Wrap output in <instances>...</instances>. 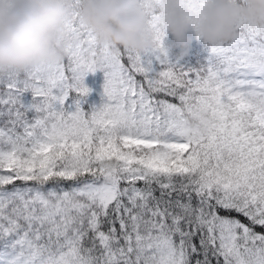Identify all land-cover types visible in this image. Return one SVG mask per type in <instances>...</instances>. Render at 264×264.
Instances as JSON below:
<instances>
[{
	"label": "snow or ice",
	"instance_id": "1",
	"mask_svg": "<svg viewBox=\"0 0 264 264\" xmlns=\"http://www.w3.org/2000/svg\"><path fill=\"white\" fill-rule=\"evenodd\" d=\"M139 2L150 49L101 43L71 0L63 62L0 73V264H264V28L186 67Z\"/></svg>",
	"mask_w": 264,
	"mask_h": 264
},
{
	"label": "clouds",
	"instance_id": "2",
	"mask_svg": "<svg viewBox=\"0 0 264 264\" xmlns=\"http://www.w3.org/2000/svg\"><path fill=\"white\" fill-rule=\"evenodd\" d=\"M70 11L71 0H0V73L63 62L58 41ZM160 12L184 55L193 30L215 45L235 38L242 23L264 28V0H207L198 15L183 7L182 0H162ZM80 18L103 44L140 52L153 46L139 0H82ZM209 120L200 113L189 123L202 128Z\"/></svg>",
	"mask_w": 264,
	"mask_h": 264
},
{
	"label": "trees",
	"instance_id": "3",
	"mask_svg": "<svg viewBox=\"0 0 264 264\" xmlns=\"http://www.w3.org/2000/svg\"><path fill=\"white\" fill-rule=\"evenodd\" d=\"M190 35H192L193 40L190 47V50L188 51L187 55L183 54V50L176 46L175 38L174 36L168 32L167 37L165 40L166 46L169 48L170 57L173 61L179 60V62L182 65H187L189 62L190 64H193V66H198L200 62L205 63L207 56L209 54L210 50V44H208L206 41H204L202 38H197L195 31L193 30L190 32ZM198 44V50L193 49V44ZM199 45L205 46V51L202 52V48L199 47ZM90 76H87L85 79V84L94 92L93 94H89V96L86 98V103L83 105L86 110H90L93 106L100 107L103 103L106 102V97H104V83H105V74L103 71H97L95 73H90ZM91 78L93 79V83H89L91 81ZM19 183V182H18ZM158 194V193H157ZM257 231H260L259 228H257Z\"/></svg>",
	"mask_w": 264,
	"mask_h": 264
},
{
	"label": "rangeland",
	"instance_id": "4",
	"mask_svg": "<svg viewBox=\"0 0 264 264\" xmlns=\"http://www.w3.org/2000/svg\"><path fill=\"white\" fill-rule=\"evenodd\" d=\"M198 44L197 43H195V44H193V46H192V48L194 49H197L198 50ZM199 47H201L202 48V52H204L205 51V46L204 45H199ZM201 64H203V62H200L199 64H198V66H193V64H190L189 62L187 63V65H184V66H186V67H199ZM88 76H90V75H88ZM91 77V76H90ZM89 83H93V79L91 78V81L89 82ZM94 92H90V95L91 94H93Z\"/></svg>",
	"mask_w": 264,
	"mask_h": 264
}]
</instances>
